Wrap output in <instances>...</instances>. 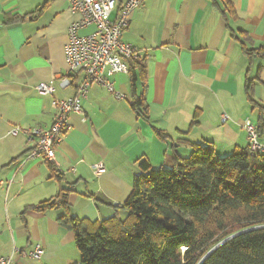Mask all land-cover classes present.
Segmentation results:
<instances>
[{
	"label": "crops",
	"instance_id": "obj_1",
	"mask_svg": "<svg viewBox=\"0 0 264 264\" xmlns=\"http://www.w3.org/2000/svg\"><path fill=\"white\" fill-rule=\"evenodd\" d=\"M225 4L236 15L228 26L219 11ZM78 19L67 0H0V257H11V264H78L74 234L59 217L98 224L123 218L140 160L168 169L175 156L208 144L223 157L248 148L246 121L264 125V58L246 56L231 36L244 30L247 48L264 45V0H141L120 41L141 51L145 85L139 79L131 85L129 69L111 78L122 98L92 84L82 114L69 115L55 163L29 157L35 137L28 132L50 127L56 114L52 96L34 86L53 82V96L67 99L81 79L64 89L57 84L66 71L68 27ZM141 93L148 120L131 108ZM98 162L104 172L96 175L91 165ZM44 201L55 205L37 210ZM36 245L43 250L39 260L28 256Z\"/></svg>",
	"mask_w": 264,
	"mask_h": 264
},
{
	"label": "trees",
	"instance_id": "obj_2",
	"mask_svg": "<svg viewBox=\"0 0 264 264\" xmlns=\"http://www.w3.org/2000/svg\"><path fill=\"white\" fill-rule=\"evenodd\" d=\"M219 11L227 26L229 17L236 18L226 4ZM236 33L231 36L246 56L264 58V45L247 48V32ZM144 68L141 58L128 61L131 85L137 79L145 85ZM249 88L247 81L245 90ZM131 108L148 120L143 93L133 95ZM260 109L264 112V106ZM262 127L255 126L258 135ZM138 165L141 173L133 177L123 218L115 215L100 224L58 218L74 234L78 264H264V152L251 155L247 148L219 157L208 144L196 146L186 157L175 156L168 169L152 168L144 159ZM60 202L65 203L64 192ZM53 205L55 201H44L36 209ZM250 228L203 259L225 238Z\"/></svg>",
	"mask_w": 264,
	"mask_h": 264
},
{
	"label": "built area",
	"instance_id": "obj_3",
	"mask_svg": "<svg viewBox=\"0 0 264 264\" xmlns=\"http://www.w3.org/2000/svg\"><path fill=\"white\" fill-rule=\"evenodd\" d=\"M69 10L78 14L79 19L68 27V42L64 47L66 71L58 76L57 84L64 89L75 84L73 79L81 75L75 85V94L67 99H56L53 95V82H39L34 89L42 95L52 96V104L56 108L53 122L48 128H34L28 132L35 137V145L29 157L41 156L55 163L54 150L62 141L69 128V115L82 114L81 99L85 97L92 84H98L113 93L116 98L122 95L115 91L112 76L128 71V61L141 58V51L131 45L122 43L120 35L127 26L131 14L136 10L141 0H124L119 6L117 0H67ZM116 12L114 18L112 13ZM93 26V31L80 34L79 30ZM227 119L223 115L222 120ZM243 128L248 134V149L251 155L264 152V146L259 142L255 125L246 121ZM18 128L11 133L15 134ZM94 174L104 172L101 162L91 165ZM43 255L40 245H36L28 256L39 260ZM12 258L0 257V264H11Z\"/></svg>",
	"mask_w": 264,
	"mask_h": 264
},
{
	"label": "water",
	"instance_id": "obj_4",
	"mask_svg": "<svg viewBox=\"0 0 264 264\" xmlns=\"http://www.w3.org/2000/svg\"><path fill=\"white\" fill-rule=\"evenodd\" d=\"M251 229H254V228L241 230V231L236 232V233L230 235L229 237L225 238L224 240H222L221 242H219L218 244H216L213 248H211V249L207 252V254L203 257V259H205V258H206V257H207V256L213 251V250H215V249H216L218 246H220L222 243L226 242L227 240H229V239H231V238H233V237H235V236H237V235H239V234H241V233H244V232H246V231H249V230H251ZM203 259H202V260H203Z\"/></svg>",
	"mask_w": 264,
	"mask_h": 264
},
{
	"label": "rangeland",
	"instance_id": "obj_5",
	"mask_svg": "<svg viewBox=\"0 0 264 264\" xmlns=\"http://www.w3.org/2000/svg\"><path fill=\"white\" fill-rule=\"evenodd\" d=\"M125 214H126V212L124 211L123 215H125Z\"/></svg>",
	"mask_w": 264,
	"mask_h": 264
}]
</instances>
